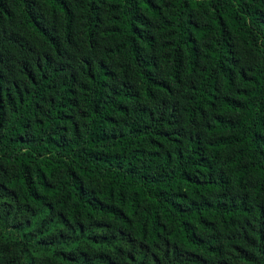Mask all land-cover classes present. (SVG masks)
<instances>
[{
	"label": "trees",
	"instance_id": "16d2710c",
	"mask_svg": "<svg viewBox=\"0 0 264 264\" xmlns=\"http://www.w3.org/2000/svg\"><path fill=\"white\" fill-rule=\"evenodd\" d=\"M0 264H264V0H0Z\"/></svg>",
	"mask_w": 264,
	"mask_h": 264
}]
</instances>
